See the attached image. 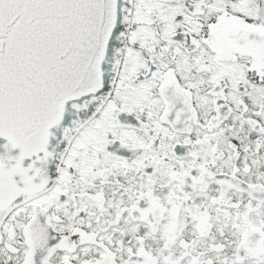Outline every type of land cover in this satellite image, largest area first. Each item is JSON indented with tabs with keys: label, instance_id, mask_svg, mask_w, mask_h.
<instances>
[{
	"label": "snow or ice",
	"instance_id": "1",
	"mask_svg": "<svg viewBox=\"0 0 264 264\" xmlns=\"http://www.w3.org/2000/svg\"><path fill=\"white\" fill-rule=\"evenodd\" d=\"M0 264H264V0H0Z\"/></svg>",
	"mask_w": 264,
	"mask_h": 264
}]
</instances>
